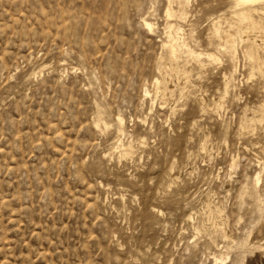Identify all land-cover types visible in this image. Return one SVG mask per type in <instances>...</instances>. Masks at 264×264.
<instances>
[{"label":"rangeland","instance_id":"1","mask_svg":"<svg viewBox=\"0 0 264 264\" xmlns=\"http://www.w3.org/2000/svg\"><path fill=\"white\" fill-rule=\"evenodd\" d=\"M167 1L0 0V264H244L263 242L264 46L240 37L264 11Z\"/></svg>","mask_w":264,"mask_h":264},{"label":"bare ground","instance_id":"2","mask_svg":"<svg viewBox=\"0 0 264 264\" xmlns=\"http://www.w3.org/2000/svg\"><path fill=\"white\" fill-rule=\"evenodd\" d=\"M169 1V0H168ZM167 1V2H168ZM179 1V0H178ZM185 0H183V2H184ZM235 1V3L237 4V5H240V6H246V8H247V6H250V5H259V7H258V9L260 10V9H262V11H264V0H234ZM171 3V2H170ZM169 2H168V4H170ZM173 3H175V1L173 2ZM178 3V2H177ZM182 5V4H181ZM235 5V4H234ZM238 8V7H237ZM257 8V7H256ZM255 8V9H256ZM252 9H254L253 7H252ZM170 10H172V9H170ZM169 10V11H170ZM236 10V9H235ZM232 12V11H231ZM236 12V11H235ZM241 13V12H240ZM247 13V12H246ZM264 14V13H263ZM169 15H170V13H169ZM234 15V14H233ZM258 15V14H257ZM234 16H236V15H234ZM233 16V17H234ZM239 16V15H238ZM217 17V16H216ZM242 17L246 20V19H249L245 14H242ZM251 17H253V16H251ZM222 18H224V17H222ZM237 18V17H236ZM256 17H254V19H255ZM261 18V17H260ZM230 19V18H229ZM240 19V18H239ZM222 21V20H221ZM232 21V20H231ZM256 21V20H255ZM225 22V21H224ZM236 22V21H235ZM226 23V22H225ZM258 23V22H257ZM259 23H260V21H259ZM217 24V23H216ZM144 25L147 27V28H150L151 27V25L148 23V22H146V21H144ZM218 25H220L219 23H218ZM217 25V26H218ZM245 25V24H244ZM214 26H215V23H214ZM241 26V25H240ZM229 27H231L230 26V24H229ZM170 28V27H169ZM212 28H216V27H212ZM218 28H219V26H218ZM175 29V28H174ZM232 29V28H231ZM243 29V28H242ZM172 30V29H171ZM178 30V29H177ZM233 30V29H232ZM232 30H224V31H222V30H216L217 32H216V34H217V36H218V38L220 37L221 39H224V40H226V41H228V42H233V37H235L234 35L236 34H234V32L232 31ZM175 31V30H174ZM214 31V30H213ZM242 31V30H241ZM246 31V30H245ZM169 32V31H168ZM171 32V31H170ZM169 32V33H170ZM211 32V31H210ZM242 32H244V31H242ZM241 32V33H242ZM177 33H178V31H177ZM215 33V32H214ZM176 34V33H175ZM241 35V34H240ZM212 36H214V35H212ZM174 37V36H173ZM169 38V37H168ZM176 38L178 39V37H177V34H176ZM209 38V37H208ZM213 38V37H212ZM240 38H249V40L251 39L253 42H254V45H256L257 46V44H259L260 45V47H261V45H263L264 46V28L262 29V28H260V27H258L257 26V24L254 22V20H249V29L246 31V32H244L243 33V35L240 37ZM210 39V38H209ZM215 39H216V37H215ZM170 40L171 41H168V39H167V41L168 42H170V44H169V47H167L168 48V51H169V55H171L172 57H176L177 55H178V50H177V43H176V40L174 39V38H170ZM212 40V39H211ZM214 40V39H213ZM179 41H180V39H179ZM215 41V40H214ZM178 42V41H177ZM210 42V41H209ZM224 42V41H223ZM182 43V42H181ZM184 43V42H183ZM219 43V42H218ZM166 44H168V43H166ZM210 44V43H209ZM213 44V43H212ZM224 44V43H223ZM231 44V43H230ZM180 45H182V44H180L179 43V47H181ZM225 45V44H224ZM165 46V45H164ZM184 46V45H183ZM233 46V45H232ZM186 47V46H185ZM252 47V46H251ZM164 48V47H163ZM165 48H166V46H165ZM255 48V47H254ZM180 49V48H179ZM229 49V48H228ZM250 49V48H249ZM186 50V49H185ZM223 50V49H222ZM264 50V49H263ZM225 51V50H224ZM256 51V50H255ZM182 52V51H181ZM184 52V51H183ZM187 52V51H186ZM185 52V53H186ZM192 52H194V51H192ZM167 53V52H166ZM190 53V52H189ZM189 53H188V55H189ZM196 53V52H195ZM199 52H197V54H198ZM252 53V52H251ZM184 54V53H183ZM199 54H202L201 52L199 53ZM230 54V53H229ZM232 54V53H231ZM230 54V55H231ZM166 55H168V53L166 54ZM179 55H180V53H179ZM178 55V56H179ZM194 55V54H193ZM206 56H208V55H210V54H205ZM256 55V54H255ZM199 56V55H198ZM198 56H195V57H198ZM229 56V55H228ZM203 57V56H202ZM209 57V56H208ZM214 57V56H213ZM253 56L251 55V58H252ZM211 59H212V57H210ZM250 58V57H249ZM230 59H233V57L232 58H230ZM253 59V58H252ZM161 60H162V58H161ZM170 60V59H169ZM174 60H176L175 58H174ZM173 60V58H172V61H174ZM178 60H179V58H178ZM196 60V59H195ZM198 60H200L199 58H198ZM214 60V59H213ZM258 60V59H257ZM181 61V60H180ZM232 61V60H231ZM234 61V60H233ZM253 61V60H252ZM256 61V60H255ZM176 62V61H175ZM175 62H173V63H175ZM194 62V61H193ZM196 63H197V61H195ZM200 62V61H199ZM172 63V62H171ZM183 63V62H182ZM201 63V62H200ZM259 63V61L256 63V64H258ZM166 64V63H165ZM164 64V66H166ZM158 65H160V64H158ZM177 65V64H176ZM180 65V64H179ZM200 65V64H199ZM262 65H263V63H262ZM261 65V66H262ZM167 66H169V65H167ZM182 66V65H181ZM202 66V65H201ZM173 67V66H172ZM171 67V68H172ZM174 67H175V65H174ZM199 67V66H198ZM203 67V66H202ZM259 67V66H258ZM161 68V67H160ZM159 68V69H160ZM165 68V67H164ZM167 68V67H166ZM169 68V67H168ZM177 68V67H176ZM179 68V67H178ZM177 68V69H178ZM184 68V67H183ZM234 68V67H233ZM232 68V69H233ZM163 70V69H162ZM161 70V71H162ZM176 70V69H175ZM180 70V69H179ZM182 70V69H181ZM180 70V71H181ZM198 70V69H197ZM260 70V69H259ZM161 71H160V73H161ZM164 71V70H163ZM170 71V70H169ZM183 71L184 70H182V76H183ZM237 71V70H236ZM171 72V71H170ZM176 72H179V71H176ZM186 72H188L187 70H186ZM185 72V73H186ZM191 72V71H190ZM189 72V73H190ZM233 72V71H232ZM184 73V74H185ZM199 73H200V71H199ZM202 73V72H201ZM263 73V72H262ZM262 73H261V76H262ZM168 74V73H167ZM172 74V73H171ZM179 74V73H178ZM164 75V74H163ZM173 75V74H172ZM175 75V74H174ZM169 76V75H168ZM179 76V75H178ZM224 76V75H223ZM162 78V77H161ZM184 78H185V76H184ZM224 78H226V77H224ZM223 78V79H224ZM170 79V78H169ZM175 79H177L176 77H175ZM189 79V78H188ZM162 80H163V78H162ZM161 80V81H162ZM166 80V79H165ZM174 80V78L172 79V81H170V86L172 87V86H174L175 85V82L173 81ZM186 80V79H185ZM229 80V79H228ZM227 81V80H226ZM155 83V82H154ZM177 83V82H176ZM189 83V82H188ZM190 83H192V82H190ZM157 84H159V83H157ZM187 84V83H186ZM227 84V83H226ZM191 86H193L192 84H190ZM154 86V85H153ZM159 86V85H158ZM180 87V84L179 85H177V87ZM186 86V85H185ZM190 86V87H191ZM224 86V85H223ZM171 87H169L170 89H171ZM179 87H178V89H179ZM154 88H155V86H154ZM157 88H159V87H157ZM167 88H168V82H167ZM168 88V89H169ZM187 88H189V87H187ZM157 90V93H158V90H160V89H156ZM167 90V89H166ZM178 91H181L180 89L178 90ZM183 91H184V89H183ZM188 91H189V89H188ZM168 92V91H167ZM166 92V93H167ZM165 93V92H164ZM182 93V92H181ZM170 94V93H169ZM172 94H173V92H172ZM203 94V93H202ZM159 95V94H158ZM164 96H165V94H163ZM264 95V94H263ZM161 96V95H160ZM169 96V95H168ZM171 96V95H170ZM182 96H183V94H182ZM200 96V95H199ZM198 96V97H199ZM202 96V95H201ZM204 96V95H203ZM167 97V96H166ZM172 97L173 96H171V99H172ZM176 97V96H175ZM202 98V97H201ZM161 99V98H160ZM163 99V98H162ZM162 99H161V101H162ZM168 100H171V99H169V98H167ZM199 99V98H198ZM165 100H166V98H165ZM195 100H196V98H195ZM264 100V99H263ZM167 101V100H166ZM171 101H173V100H171ZM198 101V100H197ZM196 101V102H197ZM170 102V101H169ZM216 102V101H215ZM217 102H218V100H217ZM172 103V102H171ZM174 103V102H173ZM172 103V104H173ZM197 103H199L200 104V102L198 101ZM205 103V101L204 102H201V106H202V108L203 109H206L207 107L206 106H204L203 104ZM163 104H164V101H163ZM166 104V103H165ZM171 104V105H172ZM215 104H217V103H215ZM219 104H220V102H219ZM261 104H263V103H261ZM162 105V104H161ZM264 105V104H263ZM176 107V106H175ZM219 107V106H218ZM222 107V106H221ZM167 108V107H166ZM170 108V107H169ZM199 108V107H198ZM201 108V107H200ZM201 108V109H202ZM264 108V107H263ZM173 109H175V108H173ZM210 109V108H209ZM247 109V108H246ZM176 110V109H175ZM214 110V109H213ZM212 110V111H213ZM204 111V110H203ZM260 111H263V110H260ZM173 112V111H172ZM175 113V112H174ZM204 113V112H203ZM212 113V112H211ZM255 113V112H254ZM260 113V112H259ZM208 114V113H207ZM261 114V113H260ZM250 115L251 114H249V117H250ZM209 116H210V114H209ZM248 116V115H247ZM246 116V117H247ZM253 116V115H252ZM263 116V115H262ZM255 117V116H254ZM261 117V116H260ZM260 117H259V119H260ZM251 118V117H250ZM258 118V117H257ZM100 119V118H99ZM256 119V118H255ZM119 120V119H118ZM117 120V121H118ZM122 120V119H121ZM258 120V119H257ZM264 120V119H263ZM253 121H255V120H252V122ZM259 121V120H258ZM95 122V121H94ZM251 123V122H250ZM98 124V123H97ZM103 124V123H102ZM118 126V125H117ZM98 128V127H97ZM248 128V127H247ZM122 130V129H121ZM141 140V139H140ZM208 140V139H207ZM117 142V141H116ZM119 142V141H118ZM117 142V143H118ZM137 142H138V140H137ZM140 142V141H139ZM141 143H143V142H141ZM201 144H203V143H201ZM117 145V144H116ZM125 145V144H124ZM138 145V144H137ZM128 146V145H127ZM201 146V145H200ZM199 146V147H200ZM203 146V145H202ZM118 147V146H117ZM123 147V146H122ZM139 148V147H138ZM201 148V147H200ZM207 148V147H206ZM129 149V148H128ZM141 150V149H140ZM202 150V149H201ZM204 150V149H203ZM202 150V151H203ZM129 151H130V149H129ZM132 151H133V149H132ZM198 151V150H197ZM198 153V152H197ZM118 154V153H117ZM130 154V153H129ZM129 154H127L128 156H129ZM131 155V154H130ZM134 155V154H133ZM127 157V156H126ZM190 159V158H189ZM172 166H174V164L172 165ZM171 167V166H170ZM169 170V169H168ZM179 171H181V170H179ZM261 172L262 173H256L257 175L255 176V181H253L257 186L259 185H261V190L260 189H258L259 191H260V198H262L261 200H263V202H264V169H263V171L261 170ZM169 174V173H168ZM177 174L178 173H176L175 172V169L174 168H171V170H170V176L172 175L173 177H176L177 176ZM179 176H180V174H178ZM173 180H175V179H173ZM179 181V178H178V180H176V182H178ZM174 184V183H173ZM257 188V187H256ZM252 189V188H251ZM256 190V189H255ZM257 190V191H258ZM256 193V192H255ZM257 194V196H258V193H256ZM206 198V197H205ZM258 197H256V199H257ZM258 200V199H257ZM260 200V202H262ZM204 201H206V200H204ZM211 201H213V200H211ZM258 201H256L255 203H257ZM209 203V202H208ZM201 204H202V202H201ZM204 204V203H203ZM211 204H213V202H211ZM210 204V205H211ZM259 204V203H258ZM262 205V204H261ZM213 206L214 207H216L215 206V204H213ZM202 207V206H201ZM209 207V206H208ZM264 207V206H263ZM212 208V207H211ZM260 208H262L261 206H260ZM203 209V208H202ZM205 209V208H204ZM212 210V209H211ZM217 210H218V208H217ZM202 211V210H201ZM214 211V210H213ZM221 211V210H220ZM261 211V210H260ZM263 212H264V210H262ZM196 214V213H195ZM210 215V214H209ZM218 215V214H217ZM222 215V214H221ZM220 215V216H221ZM260 215H263L264 216V213H260ZM262 216V218L264 219V217ZM212 217V216H211ZM260 217V216H259ZM185 218H188V217H185ZM191 218V217H190ZM199 218V217H198ZM212 219H213V217H212ZM220 219V218H219ZM263 219H262V221H263ZM187 221V220H186ZM211 221H213V220H211ZM216 222V223H215ZM214 223L215 224H217V221H215ZM202 223V222H201ZM261 223H263V222H260V224ZM215 224H214V227H215ZM259 224V225H260ZM211 225V224H210ZM223 225H224V223H223ZM217 226H221V224L220 225H217ZM262 226H263V224H262ZM256 228H257V226H256ZM255 227L253 228V229H256ZM253 229H252V231H253ZM196 230V229H195ZM223 230H224V226H223ZM259 230V234H261L262 235V237H263V242L262 243H259L258 245H254L253 244V242H252V235H249V236H247L248 237V240L247 241H245L246 242V244H245V246H247V247H249V248H251V250L250 251H252L253 252V254H252V257L251 258H249V259H247L245 262H244V264H264V229H262V228H259L258 229ZM204 231H205V229H204ZM216 231V230H215ZM251 231V232H252ZM201 232V231H200ZM206 232H208V231H206ZM219 232H220V230H219ZM250 232V233H251ZM257 232V231H256ZM225 234V233H224ZM249 234V233H248ZM218 235V234H217ZM222 235V234H221ZM226 235V234H225ZM227 235H228V233H227ZM208 237V236H207ZM225 238H227L228 236H224ZM239 244V243H238ZM243 244V243H242ZM243 246V245H242ZM241 246V247H242ZM247 247H245V248H247ZM248 249V248H247ZM244 253V252H243ZM246 253V252H245ZM251 254V253H250ZM145 258V257H144ZM244 259H245V257H244ZM243 259V260H244ZM216 260V259H215ZM150 264V263H149Z\"/></svg>","mask_w":264,"mask_h":264}]
</instances>
